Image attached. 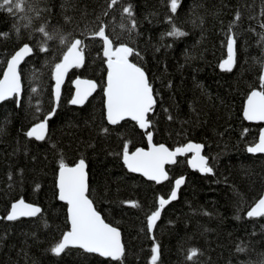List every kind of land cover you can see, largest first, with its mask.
<instances>
[{
    "label": "trees",
    "instance_id": "1",
    "mask_svg": "<svg viewBox=\"0 0 264 264\" xmlns=\"http://www.w3.org/2000/svg\"><path fill=\"white\" fill-rule=\"evenodd\" d=\"M109 3L33 0L39 18L19 32L14 27L17 19L0 11V75L17 47L23 43L34 47L19 67L20 106L15 98L0 102V264H151L153 237L159 244L156 264H264V217L246 215L264 186V153L246 151L262 123L248 122L241 114L248 92L260 87L264 45L257 34L264 32L259 26L264 0H180L176 13L170 11V0H120L112 9ZM128 4L137 22L131 34L120 28L125 22L122 7ZM105 10L110 14L102 15ZM237 11L240 19L233 24ZM170 16L185 36L166 35L172 28ZM97 17L107 25L114 46L125 43L139 53L129 59L144 68L158 93L146 131L130 119L110 125L104 118L103 43L85 32L86 26L97 27ZM42 24L49 32L57 30V36L84 39L88 47L85 63L67 73L46 138L38 141L24 133L37 106L43 114L52 110L51 68L67 50L55 39L47 42L49 51H39L37 45L43 41L34 29ZM229 34L237 40L230 72L219 67ZM76 75L97 84L80 106L69 103ZM102 127L109 132L102 134ZM147 131L153 142L170 147L201 143L213 173L189 168L188 155L177 156V163L166 167L169 179L160 183L128 171L121 161L123 143L129 142V149L145 146ZM60 158L66 163L85 159L89 197L102 217L121 231L125 247L121 261L78 247H68L59 256L49 251L68 228L65 204L56 197ZM178 176L184 177L178 198L164 206L149 233L147 215ZM17 198L38 204L41 213L6 220L4 214ZM238 245L245 251L238 252ZM191 249L199 254L188 260Z\"/></svg>",
    "mask_w": 264,
    "mask_h": 264
},
{
    "label": "snow or ice",
    "instance_id": "2",
    "mask_svg": "<svg viewBox=\"0 0 264 264\" xmlns=\"http://www.w3.org/2000/svg\"><path fill=\"white\" fill-rule=\"evenodd\" d=\"M120 0H111L108 8L112 9ZM180 0H170L169 7L172 13H176ZM0 11H6L17 19V25H14L17 32L31 28L36 18H39L40 10L33 6V0H0ZM34 13L35 15H31ZM110 13L105 10L102 15L107 16ZM126 14V15H124ZM123 23L120 28L128 33L135 32L137 22L133 15L131 4L122 7ZM264 15V13H262ZM66 19H70L67 18ZM240 19V13L237 11L233 24ZM100 21V17H97ZM172 24L170 31L166 33L168 37H181L187 33L181 31L173 21L168 18ZM264 29V20L259 24ZM233 25L229 26V32H232ZM254 31V29H252ZM107 25L102 21L96 28L86 26L85 32L90 33L91 39L100 38L103 41V57L106 58L107 65V83L104 88L106 97L104 118L110 125H118L126 117L135 121L140 129H148L151 126L149 113L153 112L156 105V96L158 93L154 88L142 66L130 61L129 57L139 55L134 48L128 44L120 43L114 46V41L106 34ZM35 33L40 34L42 43L37 45L40 52L49 51L46 44L48 41L59 39V43L67 49L63 52L59 62H55L51 68V74L55 80L54 94L57 100L60 96V85L65 74L70 68H79L85 63V49L88 47L84 39H69L67 36H57V30L49 32L45 25H40L34 29ZM6 35V34H5ZM71 35V34H69ZM258 43L264 45V32L258 33ZM163 39V36L161 37ZM227 58L222 60L219 67L225 71H232L236 63V44L237 40L234 34L227 36ZM169 47L171 45H168ZM159 50V49H157ZM34 51V47L29 43H24L7 60V67L3 72V78L0 79V101L7 98H16L17 106H20L21 80L18 72V66L21 61ZM77 90L75 96L71 99V104H83L91 92L97 87L91 80L75 81ZM260 90L253 88L246 100L243 115L249 121H264V64H261L259 74ZM36 91L35 88L32 89ZM167 111V109H165ZM55 109L46 114L37 106L33 113L32 126L24 133L29 138H35L38 141L45 140L48 131V121L54 114ZM42 115V119L40 116ZM169 119H172L169 116ZM39 122H35V121ZM102 134H107L109 129L102 127ZM149 141L148 150L136 148L135 151H129V142L123 143L122 159L124 165L133 173H142L149 180L159 183L162 180H168L169 176L165 169V164L177 163V156L186 153H192L187 163L201 173H213V167L209 164V157L201 154L203 145L194 142H187L181 146L170 150L164 144H152V132H147ZM246 151L249 153H264V129H261L258 142L248 146ZM87 165L84 158H80L74 165L69 166L63 158L58 161V199L66 201L68 221L70 230L62 233L59 241L50 247L49 251L59 256L69 246L78 247L86 253H98L102 257H109L112 260L121 261L125 255V247L121 242V233L116 228L106 223L101 214L94 207V202L89 198V184L86 171ZM184 183V177L181 176L175 180L167 199L160 197L158 207L151 211L146 217L147 231L152 232L156 221L161 215V209L170 201L176 200L177 189ZM131 206L137 207L135 202H129ZM41 208L31 203H26L23 198L11 204L10 211L5 217L8 221H15L20 217H36L41 213ZM246 215L248 217H264V194L250 207ZM45 224L47 222L45 221ZM153 246L151 247V264H156L159 255V244L153 237ZM238 252L245 251V248L238 245ZM197 249H191L188 260H192L198 255Z\"/></svg>",
    "mask_w": 264,
    "mask_h": 264
},
{
    "label": "water",
    "instance_id": "3",
    "mask_svg": "<svg viewBox=\"0 0 264 264\" xmlns=\"http://www.w3.org/2000/svg\"><path fill=\"white\" fill-rule=\"evenodd\" d=\"M102 43H103V41H102ZM24 44V43H23ZM23 44H21L19 47H17L10 55H9V57L7 58V60L8 59H10V56L12 55V54H14L15 53V51H17ZM119 44H117V45H115V46H118ZM262 53H263V58H262V64H264V47H263V51H262ZM102 54H103V47H102ZM28 56V55H27ZM26 56V57H27ZM26 57H24V59L26 58ZM62 58V57H61ZM227 58V44H226V57H225V59ZM24 59L21 61V63L24 61ZM7 60H6V62H5V65H4V68H3V70H2V72H1V75H0V79H2L3 78V72H4V70L6 69V67H7ZM105 60H106V58H105ZM131 61V60H130ZM59 62V61H58ZM131 62H133V61H131ZM21 63H20V65H21ZM105 63V67H106V71H105V75H104V86H103V105H104V113H105V102H106V97H105V95H104V88L106 87V83H107V65H106V62H104ZM134 63V62H133ZM20 65L18 66V72H19V67H20ZM139 66V65H138ZM71 69V68H70ZM70 69L68 70V72L70 71ZM67 72V73H68ZM260 72H261V69H260ZM67 73L65 74V76H64V78H63V81H62V83H61V85L63 84V82H64V80H65V78H66V76H67ZM77 79H79V80H91V81H94L92 78H87V77H82V76H79V75H76V76H74L73 78H72V80H71V86H72V93H71V96H70V98H69V103H70V101H71V99L75 96V94H76V90H77V86H76V83H75V81L77 80ZM95 82V81H94ZM96 83V82H95ZM61 85H60V88H61ZM97 85V84H96ZM54 89H55V80L53 79V85H52V93H53V102H54V105H53V107H52V110L53 109H55V105H56V103L58 102V100H57V98L55 97V94H54ZM256 90H260V87H257V88H255ZM252 90V89H251ZM250 90V91H251ZM21 91H22V84H21ZM249 91V92H250ZM94 91H92L91 92V94L93 93ZM249 92H248V94H249ZM248 94L246 95V97H245V99H244V101H243V105H242V110H241V114H242V117L246 120V121H248V122H254V123H262V125L259 127V130H258V134H257V138H256V140L254 141V143L255 142H258V139H259V134H260V131H261V129H264V121H258V120H256V121H249V120H247L245 117H244V115H243V112H244V107H245V104H246V100H247V96H248ZM90 96V95H89ZM88 96V97H89ZM87 97V98H88ZM8 99V98H7ZM16 99V98H15ZM87 100V99H86ZM85 100V101H86ZM85 101H84V103H85ZM0 102H2V101H0ZM83 103V104H84ZM71 104V103H70ZM72 105H74V104H72ZM76 106H80V105H82V104H75ZM51 110V111H52ZM51 111H49V112H51ZM125 119H130L131 120V118H129V117H126ZM107 121V120H106ZM36 122H39V121H36ZM135 122V121H134ZM136 123V122H135ZM137 125V124H136ZM32 126V124L28 127V129L30 128ZM138 126V125H137ZM139 127V126H138ZM27 129V130H28ZM26 130V131H27ZM141 130H144V131H146L147 129H141ZM147 132H149V131H147ZM147 132L145 133V138H146V145L145 146H136V147H133V148H131V149H129V151L130 152H132V151H135V149L136 148H144L145 149V151H147L148 150V147H149V141H148V139H147ZM151 132V131H150ZM189 142V141H188ZM191 142H194V143H199V142H195V141H191ZM185 143H187V142H185ZM185 143H182V144H179V145H176V146H172V147H170V146H167L165 143H162V142H153V140H152V144H155V145H159V144H164L166 147H168L170 150H174L176 147H178V146H181V145H183V144H185ZM254 143H252V144H254ZM199 144H201V143H199ZM251 144V145H252ZM202 145V144H201ZM248 146H250V145H248ZM247 146V147H248ZM246 147V148H247ZM187 155H188V157H187V161H188V159H190L191 158V156H192V153H186ZM186 154H183V155H186ZM201 154L202 155H205L204 153H203V148L201 149ZM183 155H179V156H183ZM206 156V155H205ZM80 158H77L74 162H72V163H67L69 166H72V165H74V163L75 162H77L78 160H79ZM121 161H122V163H123V159H122V153H121ZM124 164V163H123ZM87 165V164H86ZM168 165H170V164H165V169H166V167L168 166ZM187 165H188V167L189 168H191V169H194V168H192L188 163H187ZM125 166V165H124ZM125 168L128 170V171H130L126 166H125ZM195 170H197V169H195ZM86 171H87V168H86ZM166 171H167V169H166ZM197 171H199V170H197ZM131 172V171H130ZM200 172V171H199ZM167 173H168V171H167ZM201 173V172H200ZM136 174H139V175H141V176H143L144 178H146V179H148L147 177H145L142 173H136ZM203 174V173H202ZM87 176H88V172H87ZM179 177H181V176H178V177H176V178H174L173 179V181H172V187H171V190H172V188L174 187V185H175V180L177 179V178H179ZM57 178H58V168H57V171H56V177H55V187H56V197H57V199H58V188H57ZM149 180V179H148ZM162 181H164V180H162ZM162 181H160V182H162ZM156 182V181H155ZM159 182V183H160ZM171 190L169 191V193H168V195H166V196H162V197H164L165 199H167V197L169 196V194H170V192H171ZM178 190L179 189H177V193H178ZM261 194H264V186H263V189H262V193ZM260 197V196H259ZM259 197L255 200V202L259 199ZM90 198V197H89ZM19 199H21V198H17V199H15V200H13L10 204H9V207H8V209H7V212L4 214V218L7 216V214H8V212L10 211V208H11V204L13 203V202H15V201H17V200H19ZM91 199V198H90ZM59 200V199H58ZM60 201V200H59ZM25 202L26 203H31V204H33V205H36V206H38V207H40L38 204H36V203H33V202H30V201H26L25 200ZM61 202H63L64 204H65V213H66V218H67V222H68V228L65 230V231H69L70 230V227H71V225H70V222L68 221V213H67V208H68V206H67V203H66V201H61ZM254 202V203H255ZM254 203L251 205V206H253L254 205ZM159 205H157V207H158ZM95 207V206H94ZM41 208V207H40ZM97 210V209H96ZM162 210V209H161ZM248 210H250V208L248 209ZM247 210V211H248ZM98 211V210H97ZM99 212V211H98ZM100 213V212H99ZM101 214V213H100ZM102 216V215H101ZM1 217V216H0ZM103 218V217H102ZM104 219V218H103ZM105 220V219H104ZM105 222L106 223H108V224H110L111 226H113V227H116L119 231H120V229L117 227V226H115V225H113V224H111V223H109V222H107L106 220H105ZM64 231V232H65ZM153 231V230H152ZM120 233H121V231H120ZM152 233V232H151ZM62 235V234H61ZM60 238H61V236H60ZM60 240V239H59ZM121 242H122V244H123V241H122V236H121ZM69 247H73V246H69ZM96 254H98V253H96ZM99 255V254H98Z\"/></svg>",
    "mask_w": 264,
    "mask_h": 264
},
{
    "label": "bare ground",
    "instance_id": "4",
    "mask_svg": "<svg viewBox=\"0 0 264 264\" xmlns=\"http://www.w3.org/2000/svg\"><path fill=\"white\" fill-rule=\"evenodd\" d=\"M246 127V126H245ZM253 154H258V153H253Z\"/></svg>",
    "mask_w": 264,
    "mask_h": 264
}]
</instances>
